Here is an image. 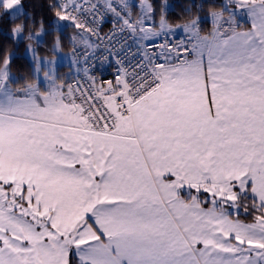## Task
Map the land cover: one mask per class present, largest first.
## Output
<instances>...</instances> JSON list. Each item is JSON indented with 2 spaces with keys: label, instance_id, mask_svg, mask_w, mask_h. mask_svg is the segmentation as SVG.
I'll list each match as a JSON object with an SVG mask.
<instances>
[{
  "label": "snow or ice",
  "instance_id": "1",
  "mask_svg": "<svg viewBox=\"0 0 264 264\" xmlns=\"http://www.w3.org/2000/svg\"><path fill=\"white\" fill-rule=\"evenodd\" d=\"M46 7L76 30L68 73L29 43L34 76L17 85L0 56V264H264V0H226L207 31L170 24L166 5L157 24L151 0ZM25 15L0 0V17ZM26 18L13 38L35 41L44 19ZM125 33L165 40L126 52ZM101 45L114 81L92 74Z\"/></svg>",
  "mask_w": 264,
  "mask_h": 264
},
{
  "label": "trees",
  "instance_id": "2",
  "mask_svg": "<svg viewBox=\"0 0 264 264\" xmlns=\"http://www.w3.org/2000/svg\"><path fill=\"white\" fill-rule=\"evenodd\" d=\"M226 0H151L156 9V21L160 18V9L162 5H166V16L170 24H180L187 19H192L199 17L202 21L201 28L207 31L212 27V22L208 18V12L210 9L220 10L221 5L225 4ZM48 0H22L25 16H21L16 20L9 17H0V56L7 50L12 53L11 56V68L10 70L16 75L17 85H22L26 78L33 77L31 71V64L29 60L22 54L24 43L27 41L22 38L16 40L11 35L12 28L17 23H28L27 14L31 13L36 16L37 20L42 16L45 22L46 32L44 33V40L40 44H37L38 54H52L51 44L53 41V36L58 33L62 36L63 45L66 44L65 48L69 47L67 41V34L74 31L72 27L65 26L63 30L59 32L55 31L54 19L55 17L52 13L47 10ZM168 3V5H167ZM45 7L41 8L40 6ZM227 14V13H225ZM240 27L247 26L248 23L243 21L239 24ZM39 24L37 23V27ZM35 31V29H33ZM65 31V33L63 32ZM24 36H27V31H25ZM251 203V201H249ZM241 221L249 222L251 221L250 216H245L243 210H241L240 217Z\"/></svg>",
  "mask_w": 264,
  "mask_h": 264
},
{
  "label": "built area",
  "instance_id": "3",
  "mask_svg": "<svg viewBox=\"0 0 264 264\" xmlns=\"http://www.w3.org/2000/svg\"><path fill=\"white\" fill-rule=\"evenodd\" d=\"M97 19L99 22L100 35L106 36V34L110 33L111 30L113 29L114 17L111 14H107L103 17L102 20H100L99 17ZM117 39L119 40V43H116L114 41V43H116L117 49L120 48L121 44H126V47H125L126 52L127 51L136 52L138 48L140 47V44H142L143 47L145 48L150 47V45H159L164 42L165 37L160 40H150V41L146 40V41H142L138 43L135 37H132L128 33H125L123 35H118ZM181 39H185V38L181 35H171L167 37V40L172 43H175L176 41H179ZM106 55H107V52L105 51V45H101L99 50L96 52V61H95L96 71L92 74L104 80L114 81L118 66L115 64V61L111 59L101 64L100 62L101 58ZM137 59H139V57H137ZM133 63H135V61H133ZM81 75L83 74L81 73Z\"/></svg>",
  "mask_w": 264,
  "mask_h": 264
},
{
  "label": "rangeland",
  "instance_id": "4",
  "mask_svg": "<svg viewBox=\"0 0 264 264\" xmlns=\"http://www.w3.org/2000/svg\"><path fill=\"white\" fill-rule=\"evenodd\" d=\"M134 3H139V0H133ZM226 3V1H225ZM168 5V3H167ZM227 15L228 14H224V18L226 19L227 18ZM245 20L244 16L242 15V13L240 12H237L236 13V17H235V22L240 24L242 23L243 21ZM157 24L159 23V19L156 21ZM61 25H65L67 24V22H60ZM57 27V22H56V18L54 19V28ZM63 29V28H62ZM60 29V30H62ZM75 31L74 32H70L67 34V41L69 43H71V37L75 34ZM59 34V33H58ZM11 35H12V31H11ZM60 35V34H59ZM86 35V34H85ZM13 36V35H12ZM24 37V34L23 36L21 37H17L15 38L16 40H20ZM44 40V34L40 37H38L35 41H26L24 43V48H23V51H22V54L29 60L30 64H31V71L34 75V70H35V62L33 60V56H32V53H30L28 51V44L29 43H32V46L33 48H35L36 50V54L39 56V57H42V58H46L48 60H53V58H55V64L53 65L54 68H55V71L58 75L60 76H64V74L68 73L69 71V65L71 64V61H72V56L70 55V48H62L61 51L59 52H56V53H52L50 55L48 54H38L37 53V44H40L41 42H43ZM52 48V44H51V47ZM12 54V53H11ZM12 56V55H11ZM62 66H66L67 68L64 69V72L63 70L61 69ZM11 71V70H10ZM11 74L12 76L16 79V75L11 71ZM43 73L40 74V78L42 77ZM194 191V190H193ZM201 199H203V197H201Z\"/></svg>",
  "mask_w": 264,
  "mask_h": 264
},
{
  "label": "crops",
  "instance_id": "5",
  "mask_svg": "<svg viewBox=\"0 0 264 264\" xmlns=\"http://www.w3.org/2000/svg\"><path fill=\"white\" fill-rule=\"evenodd\" d=\"M237 12H240V13H242V15L244 16V18H245V20L244 21H246L247 23H248V25L247 26H242V27H240L238 30H246L248 27H251V21L249 20V17H248V15H247V12L246 11H243V10H237ZM64 33H65V31H63ZM74 32V31H73ZM175 34H180V35H184L185 37H187L182 31H178V32H176ZM203 34V33H202ZM162 37H164V36H161V37H159V38H162ZM67 38V37H66ZM153 39H158V38H152L151 40H153ZM69 43V42H68ZM65 46H66V44H64L63 45V47L62 48H65ZM71 46V43H69V47ZM68 47V48H69ZM65 68H67L66 66H62L61 67V69L63 70V72H64V69ZM40 80L41 81H43V75H42V77L40 78ZM233 218H235V217H233ZM242 222H244V221H242ZM249 222H251V221H249Z\"/></svg>",
  "mask_w": 264,
  "mask_h": 264
}]
</instances>
